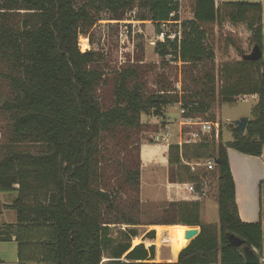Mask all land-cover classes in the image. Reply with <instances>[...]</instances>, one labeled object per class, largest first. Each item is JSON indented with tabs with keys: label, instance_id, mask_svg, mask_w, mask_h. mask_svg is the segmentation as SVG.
<instances>
[{
	"label": "trees",
	"instance_id": "16d2710c",
	"mask_svg": "<svg viewBox=\"0 0 264 264\" xmlns=\"http://www.w3.org/2000/svg\"><path fill=\"white\" fill-rule=\"evenodd\" d=\"M135 4L134 0H0V54L6 59L9 73L5 77L15 93L0 107L11 116L12 142L0 158V192L17 194L5 205L16 212V222L0 226V242L17 243L19 264H102L108 250L107 264H246L242 249L229 244L226 233L230 232L262 259L263 226L240 218L228 150L253 157L263 153L264 58L246 61L247 53L240 51L242 59L223 63L217 75L216 54L207 43L205 29L222 25L225 19L233 25L246 24L252 46L263 51L262 4L217 5L215 0H195L194 18L182 23L180 42L155 48L163 61L171 56L183 63L190 86L183 82L178 93L162 84L159 91L146 94L139 72L127 68L118 75L114 106L103 110L95 94L102 80L101 72L93 67L98 63L97 53L82 52L79 36L100 20L103 11L111 12L110 20L121 21ZM137 6L144 11L137 20L152 21L157 27L170 21L177 9L173 0H145ZM247 96L258 97V102L244 135L231 123L227 130L233 140L223 144L220 123L218 140L205 136L182 149L177 144L169 146L170 182L194 183L198 192L205 173L191 172L183 160L219 161L214 170L219 225L202 223L199 201L169 202L161 219L150 225L200 229L177 261L155 262L154 245L133 247L131 240L138 236L135 230L123 233L126 240L116 242L109 226L115 222L102 209L103 205L114 209L112 194L95 186L103 133L119 127L141 129L143 115L162 117L167 106L178 104L186 109L187 117L215 122L209 116L216 103L236 104ZM23 143L36 144L41 150L32 153L15 148ZM128 179L139 188L140 167L128 172ZM122 219L128 226L139 225L137 220ZM145 239L156 240L155 230Z\"/></svg>",
	"mask_w": 264,
	"mask_h": 264
},
{
	"label": "rangeland",
	"instance_id": "374dc122",
	"mask_svg": "<svg viewBox=\"0 0 264 264\" xmlns=\"http://www.w3.org/2000/svg\"><path fill=\"white\" fill-rule=\"evenodd\" d=\"M217 5H220V0H215ZM236 2H244L246 0H233ZM195 0H185L183 6L182 21L193 18ZM138 3L135 7L138 8ZM131 10L126 11L123 19H134V14ZM144 11L137 9L136 19L138 15ZM112 14L110 11H103L100 15V20L86 34L80 36L88 37L90 40V48L97 53L98 63L96 68L102 74V80L96 88V97L100 102L103 110L110 109L115 104L114 91L116 81L121 71L127 68H134L139 72L140 80L145 85L146 94H152L160 90L161 85L169 87V90L174 92L175 86L179 80H182L183 86H190V82L184 74V65L180 61H174L171 56H168L164 61L156 53L155 47L151 46L150 42L155 39L159 27L152 21H144L137 23L136 27H130L129 43L125 42L122 45L121 32L122 24L110 20ZM17 22L19 19L17 18ZM1 26V21H0ZM178 25L171 24L168 29L171 31L178 30ZM208 32L207 43L211 45L216 54V74L220 66L225 62H235L242 59L239 52L243 51L249 54L252 49L251 36L246 24L233 25L227 19L222 25H210L205 28ZM134 30V31H133ZM134 32V33H133ZM88 51V50H86ZM5 58L0 54V107L15 96L12 86L7 81L5 74L9 73V67L5 62ZM218 80V79H217ZM221 86V82L217 81V87ZM251 99H247L236 104H224L222 106L216 103L210 112V119L218 121L222 124L223 129V144L233 140L231 133L227 130V126L232 122L244 117H251L252 111L257 104ZM205 121L207 119L203 118ZM209 119V118H208ZM180 113L178 105H169L165 108V113L162 117L146 116L141 117L143 127L141 129H126L116 128L110 132H104L101 140L98 143L99 147V165L98 177L95 181V186L103 190H107L112 194L114 211L106 209L107 205H103L102 209L107 219L112 220L115 224L110 226V234L116 242L126 240L123 233L129 230H135L138 233L136 238L131 240L132 246L145 244L148 248L152 245L156 247L155 262H168V253H172L174 244L173 232L162 233L163 230L153 228L152 224L158 219H161L162 212L167 206V203H147L142 204L140 198V186L128 179V172H134L140 167V181L142 175V165L140 160V148L142 144H156L154 138L157 134L165 133L162 131L169 123L173 128V134H169L170 139L174 142L180 141L179 129ZM176 129V130H175ZM183 129H185L183 127ZM189 130V129H187ZM171 131V130H169ZM171 131V132H172ZM191 131H197L195 127ZM167 133V132H166ZM186 137V134H182ZM168 146L165 142L159 143ZM12 145L11 142V116L0 111V158L6 150ZM169 147V146H168ZM16 149L38 153L41 147L32 143H23L15 146ZM237 156H245L234 150ZM200 161V160H198ZM201 161L206 163V159ZM190 163H195V160H190ZM174 171L177 167L172 168ZM199 173H205V182H209V192L207 196H202L203 204V220L212 224L219 222V210L217 202V172L206 171L199 169ZM181 173V171H180ZM160 176L164 179L165 169H159ZM203 186V188H204ZM212 195H210V194ZM264 199V185L256 187L257 206H260V196ZM17 198V194L13 192H0V213L4 211V218L0 215V222L13 223L17 219L15 211L7 210L5 203L13 202ZM264 206V201H263ZM126 219H134L139 222L137 226H128L123 224L122 217ZM198 228V227H197ZM199 229V228H198ZM155 230L156 240L151 241L145 239V236L150 231ZM189 244V243H188ZM110 257L108 250L102 260V264H107ZM264 256H262V259ZM172 259V258H170ZM261 259V260H262ZM0 262L1 264H17V244L15 241L0 242Z\"/></svg>",
	"mask_w": 264,
	"mask_h": 264
},
{
	"label": "crops",
	"instance_id": "0c3cea01",
	"mask_svg": "<svg viewBox=\"0 0 264 264\" xmlns=\"http://www.w3.org/2000/svg\"><path fill=\"white\" fill-rule=\"evenodd\" d=\"M223 2H236L233 0H220V3ZM244 2H260L263 7L262 15V25H263V58H264V0H246ZM251 99L256 102L258 97L256 96H247L245 100ZM250 119V117H249ZM165 133L173 134L174 130L171 128V125L168 123L166 127L162 130ZM171 130V131H169ZM176 130V129H175ZM179 131V130H178ZM175 136V133L173 134ZM173 137V136H172ZM174 138V137H173ZM174 142V141H172ZM168 151L169 147L163 144H142L140 148V160H141V181H140V198L142 204L147 203H169V202H181V201H199L201 203V221L203 224H212L205 222L203 220V204L201 198L196 194H192L188 190V183H172L169 180V161H168ZM234 149L228 150V158L230 162L231 172L235 181L236 186V203L239 210L240 218L243 222H261L263 226L264 233V206H263V196H260V206H257L256 200V187L264 181V149L263 153L259 157H253L249 155L237 156ZM159 169H165L164 179L159 174ZM218 186V178L216 179ZM203 190L205 191V196L209 192V182H206ZM210 194V193H209ZM212 195V194H210ZM204 196V197H205ZM217 198V197H216ZM12 202L5 203L4 205H9ZM2 218H4V211ZM16 222V221H15ZM13 222V223H15ZM13 223H2L3 224H13ZM215 225H219L215 224ZM186 227V226H185ZM154 229H162L163 232H173L174 234V248L172 247V253L169 252V261H177L179 252L184 249L186 246H180L181 241L179 240V231L180 226H153ZM187 228V227H186ZM159 234V231H158ZM16 243V242H15ZM189 243V242H188ZM17 244V243H16ZM17 254H18V245H17ZM262 256H264V242ZM172 258V259H170ZM264 258V257H263ZM1 264V262H0ZM17 264L18 255H17Z\"/></svg>",
	"mask_w": 264,
	"mask_h": 264
},
{
	"label": "built area",
	"instance_id": "2783aa9c",
	"mask_svg": "<svg viewBox=\"0 0 264 264\" xmlns=\"http://www.w3.org/2000/svg\"><path fill=\"white\" fill-rule=\"evenodd\" d=\"M135 3H140L145 0H134ZM174 4L176 5L177 9L174 11L171 15L170 21H165L159 23V31L156 34L155 39L150 42L151 46L157 47L158 44H166L167 42H174L178 41L180 42L182 38V23L184 21H190L191 19H186L182 21L183 16V6L185 3V0H173ZM136 7H134L131 11V14H134V19H128L125 21H114L119 22L122 24V32H121V38L122 39V45L125 44V42L129 43V36H130V27L132 28L136 27L137 23H140L142 21L136 19V13H137ZM178 17V20H173L175 17ZM178 25V30L171 31L168 29V26L173 24ZM134 31V30H133ZM134 33V32H133ZM79 48L82 52H87L86 50L90 51V40L88 37L79 36ZM175 90L180 93L182 91V80H179L177 82V85L175 86ZM179 113H180V125L181 128L179 129V136L180 141L172 142L170 139L172 136H170V133H160L157 134L154 138V141L156 144H159L161 142H165L168 146L177 144L181 149L184 145H192L197 144L203 140L205 136H211L215 137L216 140L219 139L220 135V123L218 121L212 122L208 120H203L202 117H187L186 109L182 107V105H179ZM183 127L185 129H183ZM197 128V131H191L194 128ZM189 129V130H187ZM186 134L185 138H182L183 135ZM185 164H187L190 167L191 172L197 173L199 169H205L206 171L212 172L216 169V162L215 160H207L206 163L203 161H196L195 163H187L183 160ZM188 190L192 194H196L201 198L202 196H205V191L202 189L201 192H198L196 189V185L194 183H188ZM264 262V259L262 260Z\"/></svg>",
	"mask_w": 264,
	"mask_h": 264
},
{
	"label": "water",
	"instance_id": "95a60500",
	"mask_svg": "<svg viewBox=\"0 0 264 264\" xmlns=\"http://www.w3.org/2000/svg\"><path fill=\"white\" fill-rule=\"evenodd\" d=\"M262 57H263L262 50L258 46H254L252 51L249 54H246L243 57V59L246 61L256 62V61H259ZM248 122H249V118L244 117L232 123L235 126L236 130L240 134L244 135L246 132ZM215 162L217 165L219 164L218 160H215ZM199 233H200V229L187 227V230L185 232V239L188 240V242L190 243L192 240H194L199 235ZM226 238L232 247L236 249L238 248L242 249L246 264H260L261 263L260 257L256 254L254 250H252L251 248L245 245L244 240H242L241 238L237 237L236 235L230 232L226 233Z\"/></svg>",
	"mask_w": 264,
	"mask_h": 264
},
{
	"label": "bare ground",
	"instance_id": "6f19581e",
	"mask_svg": "<svg viewBox=\"0 0 264 264\" xmlns=\"http://www.w3.org/2000/svg\"><path fill=\"white\" fill-rule=\"evenodd\" d=\"M186 230H187V228L185 226H180L179 231H177V232L181 233L179 235V240L181 241L180 246H182V247L186 246L188 244V240L185 239Z\"/></svg>",
	"mask_w": 264,
	"mask_h": 264
}]
</instances>
